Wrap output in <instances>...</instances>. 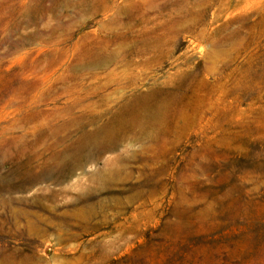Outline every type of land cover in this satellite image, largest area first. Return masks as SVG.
Here are the masks:
<instances>
[{"label":"rangeland","instance_id":"374dc122","mask_svg":"<svg viewBox=\"0 0 264 264\" xmlns=\"http://www.w3.org/2000/svg\"><path fill=\"white\" fill-rule=\"evenodd\" d=\"M262 108L264 0H0V264H264Z\"/></svg>","mask_w":264,"mask_h":264},{"label":"bare ground","instance_id":"6f19581e","mask_svg":"<svg viewBox=\"0 0 264 264\" xmlns=\"http://www.w3.org/2000/svg\"><path fill=\"white\" fill-rule=\"evenodd\" d=\"M134 17L137 18V19H139L136 15H134ZM138 99L139 98H133V99L129 100L125 104L124 108H122L121 111L127 112V115H123L122 116V114H120V116L118 118H116L117 115L115 114L110 119L111 124L114 125V126H116V128L119 130L120 133L126 127H131V126H146L148 124L155 123V121H157V120H161V121L164 120V118H165V112H164L163 109L156 108V109H152V110H149V109L148 110H145V109L142 110V109L139 108V105L141 103V100H138ZM164 104L167 107L174 106V102H170V99H168V102L164 101ZM162 107H163V104H162ZM35 118H38L37 121L38 120H41L42 121V123L41 122H38L37 123V125H36L37 127L40 128L42 125H44V119L41 118L37 113H31V114L27 115L25 117V120H33ZM78 120H79L78 117H71V119H69L68 121L63 122L59 126H61V127L72 126V125H74V123H77ZM258 121H259V126H258V128H259V134H260V137L262 138L263 144H264V108H262L261 111H260V113H259V119H258ZM56 128L57 127L50 126V129L51 130H55ZM32 173H34V172H32ZM259 176L262 177V180L260 181V183L262 185H264V165H263L262 170H261V175H259ZM78 185L81 186V189H82V183L80 181H78Z\"/></svg>","mask_w":264,"mask_h":264}]
</instances>
